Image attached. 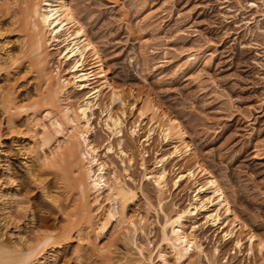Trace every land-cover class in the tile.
<instances>
[{"label":"bare ground","instance_id":"obj_1","mask_svg":"<svg viewBox=\"0 0 264 264\" xmlns=\"http://www.w3.org/2000/svg\"><path fill=\"white\" fill-rule=\"evenodd\" d=\"M87 10L75 0H0V264H218L228 243L264 264V235L238 213L182 121L113 79ZM202 58L189 55L185 69ZM156 134L168 150L156 146L149 168ZM172 189L189 202L171 204ZM200 231L217 237L209 252Z\"/></svg>","mask_w":264,"mask_h":264},{"label":"rangeland","instance_id":"obj_2","mask_svg":"<svg viewBox=\"0 0 264 264\" xmlns=\"http://www.w3.org/2000/svg\"><path fill=\"white\" fill-rule=\"evenodd\" d=\"M75 2L88 9L84 14H92L85 20L87 28L105 52L113 79L151 95L182 121L197 154L222 180L238 213L264 235V0H121V7L103 0ZM248 22L253 23L250 29ZM191 54L203 58L185 69ZM58 65L57 59L51 63L54 70ZM134 117L130 114L129 124ZM149 126L143 125V131ZM98 134L100 140L107 138L100 128ZM160 141L156 134L152 147H145L149 168L155 150H168ZM132 145L137 153V143ZM15 161L19 172L20 156ZM137 162L130 170L136 177L142 172ZM145 185L155 195L151 184ZM172 190L171 204L189 202L188 193ZM151 221L154 248L160 218L153 215ZM198 235L208 238L209 252L215 233ZM143 241L140 235L138 242ZM117 247L123 250L122 243ZM221 249L218 264L258 262L235 254L233 243ZM60 264L68 262L63 259ZM199 264L207 262L202 259Z\"/></svg>","mask_w":264,"mask_h":264}]
</instances>
